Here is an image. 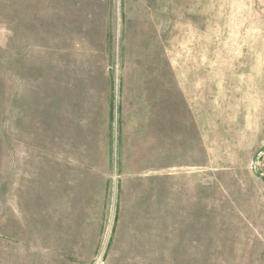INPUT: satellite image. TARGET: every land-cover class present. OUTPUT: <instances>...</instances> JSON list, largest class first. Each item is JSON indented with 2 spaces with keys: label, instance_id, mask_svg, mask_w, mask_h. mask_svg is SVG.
Listing matches in <instances>:
<instances>
[{
  "label": "rangeland",
  "instance_id": "1",
  "mask_svg": "<svg viewBox=\"0 0 264 264\" xmlns=\"http://www.w3.org/2000/svg\"><path fill=\"white\" fill-rule=\"evenodd\" d=\"M0 54V264H264V0H0ZM148 104L179 133V200L210 203L205 242L117 224V174L61 223V163L115 161Z\"/></svg>",
  "mask_w": 264,
  "mask_h": 264
},
{
  "label": "crops",
  "instance_id": "2",
  "mask_svg": "<svg viewBox=\"0 0 264 264\" xmlns=\"http://www.w3.org/2000/svg\"><path fill=\"white\" fill-rule=\"evenodd\" d=\"M110 108L109 105V117ZM117 111V107H113V114ZM119 119L115 161L88 164L75 159L61 163L62 225L81 223L79 218L82 214L83 219L84 206L96 198L103 202L109 177L117 174V224L142 223L150 233L156 230L164 233L171 232L172 222L180 220L195 225L200 242H205L206 223L211 220L210 203L206 206L201 200H179L182 195L193 194V188L188 186L187 178L180 176L179 133L174 129L173 115L165 119L163 113L157 112L155 104H148L145 111L131 116V122L125 124L123 115ZM208 181L200 178L197 182L200 198L202 192L206 197V184L210 194V179ZM201 246L205 249V243Z\"/></svg>",
  "mask_w": 264,
  "mask_h": 264
},
{
  "label": "trees",
  "instance_id": "3",
  "mask_svg": "<svg viewBox=\"0 0 264 264\" xmlns=\"http://www.w3.org/2000/svg\"><path fill=\"white\" fill-rule=\"evenodd\" d=\"M1 59H2V61H4V56L3 55L1 56V54H0V60ZM110 107H111L110 108V113H111V116H113V107H114L113 104H111Z\"/></svg>",
  "mask_w": 264,
  "mask_h": 264
}]
</instances>
